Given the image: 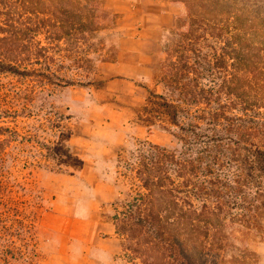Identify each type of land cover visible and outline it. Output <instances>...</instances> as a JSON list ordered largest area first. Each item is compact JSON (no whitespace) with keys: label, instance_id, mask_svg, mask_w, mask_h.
<instances>
[{"label":"trees","instance_id":"1","mask_svg":"<svg viewBox=\"0 0 264 264\" xmlns=\"http://www.w3.org/2000/svg\"><path fill=\"white\" fill-rule=\"evenodd\" d=\"M169 1L182 7L159 68L172 95L151 94L197 152L181 157L153 143L140 150L134 170L143 190L113 216L122 250L136 264H257L247 241H228L264 233V204L246 196L255 188L248 178L218 170L244 152L264 162V0ZM116 18L104 0H0V74L75 84L62 74L65 63L92 70L99 33ZM178 102L207 111L184 121Z\"/></svg>","mask_w":264,"mask_h":264},{"label":"rangeland","instance_id":"2","mask_svg":"<svg viewBox=\"0 0 264 264\" xmlns=\"http://www.w3.org/2000/svg\"><path fill=\"white\" fill-rule=\"evenodd\" d=\"M104 5L115 13L105 0ZM155 9L150 8V11ZM116 14L115 25L99 33L104 44L102 50L93 55L92 70L71 68L70 63H65L67 67L63 68L62 74L74 78L75 84L40 85L33 77L0 74V138L5 140L0 143V148L3 145L6 147L0 155V264H88L83 263L81 254L83 240L76 239L81 225L78 221L74 222L72 200L69 198L89 193L92 186L90 182H83L84 177L81 176L88 169L87 162L91 163V160H86L87 141L83 135L87 126H82L89 109L94 111L93 116L96 120L99 118V122L110 115L109 111L119 109L126 117L137 106L138 114L132 115V123L135 121L147 128L145 137L133 135L128 143L118 148L117 171L122 195L110 207L114 213L121 211L132 196L143 190L134 168L146 143L161 145L181 157L197 152L177 137L179 127L170 122L169 113L164 111L161 100L151 94L172 95V90L161 81L159 68L166 56L165 44L174 38L175 25L164 30L162 37L154 43L153 49L157 52L155 73L146 90L142 91V102L118 97L106 89L105 76L99 64L115 59L113 43L119 33L117 27L125 21ZM141 15L138 11L136 20L145 21ZM59 65L56 64V67ZM173 96L176 98L177 93ZM226 103L229 104L228 100ZM178 104L184 109L181 114L184 121L207 111L204 106H192L185 102ZM147 119L156 124L147 125ZM89 123L96 135L95 127ZM101 126L105 127L106 136L109 135L107 130L112 127L103 122ZM130 128L131 125L126 122L123 130L129 131ZM93 144L95 147L98 145L96 142ZM244 153L243 161L226 164L218 173L248 178L255 188L246 196H256L264 204V162L249 152ZM57 198L65 204L66 210L63 207L59 209L60 215L44 217ZM70 219H73V225L67 231L66 223ZM258 219L264 227V211ZM229 237L228 242L239 248L243 246L242 242L247 241L250 248L257 252L259 263L257 246L264 242V233L254 231L249 235L236 233V236L231 233ZM120 257L121 264L138 262L129 253L121 252Z\"/></svg>","mask_w":264,"mask_h":264},{"label":"crops","instance_id":"3","mask_svg":"<svg viewBox=\"0 0 264 264\" xmlns=\"http://www.w3.org/2000/svg\"><path fill=\"white\" fill-rule=\"evenodd\" d=\"M105 1L113 12L118 13L120 18L125 20L117 27L119 33L113 43L115 59L99 64L100 71L105 76L106 89L118 97H129L130 101L142 102V91L146 90V85L153 80L155 73L157 52L153 49L154 43L156 44L162 37L164 30H169L168 28L175 25V18L181 13L182 7L169 0ZM150 8L156 9L150 11ZM138 11L145 21L136 20ZM132 112L125 117L123 111L115 109L109 111L108 117L101 118L97 122L99 118L96 120L93 116L94 111L89 109L88 116L84 117L86 121L82 126H87L83 134L87 141L86 160H91V163L87 162L88 169H85L81 176L84 177L83 182H90L92 186L89 193L83 192L81 196L73 195L72 199L69 198L72 200L74 222L78 221L81 225V232H78L79 236H76V239L85 243V245L82 243L81 248L83 263L121 264L122 262L120 255L123 252V239L117 232L113 220L117 212L110 210L122 195L121 180L117 171L118 148L128 143L133 135L145 137V129H147L146 126L136 124L135 121L132 123V115L138 114L137 106ZM89 122L95 127L96 135ZM102 122L112 127L110 130L106 129L110 133L107 136L105 127L101 126ZM126 122L131 125L129 131L123 130ZM94 142L98 143L96 147ZM64 205L61 199L57 198L44 217L60 215L59 209L64 207L66 210ZM73 219L66 223L67 231H70ZM257 251L258 264H264V242L257 246Z\"/></svg>","mask_w":264,"mask_h":264}]
</instances>
